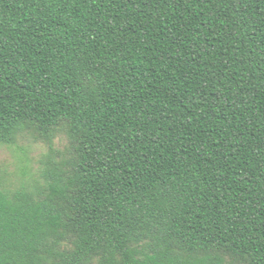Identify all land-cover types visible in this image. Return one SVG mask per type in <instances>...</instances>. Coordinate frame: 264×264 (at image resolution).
Listing matches in <instances>:
<instances>
[{"label":"trees","instance_id":"16d2710c","mask_svg":"<svg viewBox=\"0 0 264 264\" xmlns=\"http://www.w3.org/2000/svg\"><path fill=\"white\" fill-rule=\"evenodd\" d=\"M24 134L49 151L0 177V264H264V0H0Z\"/></svg>","mask_w":264,"mask_h":264},{"label":"rangeland","instance_id":"374dc122","mask_svg":"<svg viewBox=\"0 0 264 264\" xmlns=\"http://www.w3.org/2000/svg\"><path fill=\"white\" fill-rule=\"evenodd\" d=\"M69 140L65 135L55 139V148L64 150ZM49 146L32 135H22L13 146L0 147V177L9 188L27 184L37 176L40 161L45 160Z\"/></svg>","mask_w":264,"mask_h":264}]
</instances>
